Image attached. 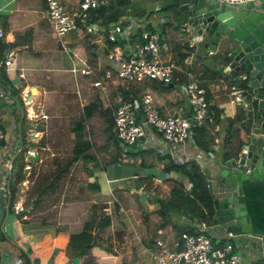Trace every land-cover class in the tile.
<instances>
[{
  "label": "trees",
  "instance_id": "1",
  "mask_svg": "<svg viewBox=\"0 0 264 264\" xmlns=\"http://www.w3.org/2000/svg\"><path fill=\"white\" fill-rule=\"evenodd\" d=\"M129 3L130 0H111L106 5L94 10L90 15V21L97 23L99 29L102 30L104 34L108 35L114 33V25L125 23L123 19L125 17L124 14L126 8L130 6ZM160 10H163L162 7ZM141 33L142 30H138L135 35H131L128 41L132 43L138 39V41L143 42L144 40L141 37ZM180 40L182 42L178 41L175 43V55L173 56L176 63L180 66V71L175 73L171 82L163 84L156 79L145 81L140 83L141 85L134 89L130 88V91L127 89L124 90L123 93H120V95L115 97L114 102H117L118 104L120 100L129 97L135 99L137 96L139 97V94L142 93L143 89H149L159 90L160 92L158 93L161 95L164 93V97H167L168 95L176 96L177 100L187 103V100L180 89V84L185 82L187 78L185 72L186 69L191 70L195 77H197L201 86L205 89L206 99L210 102L212 93L208 86L209 80L212 81L221 76L222 72L219 70L221 67L217 65V67H219L217 68L215 62L214 66L216 68L211 66L212 64L210 65L208 62V57L203 58L206 62H203L202 68L197 69L196 65H193V63L191 67H186L184 60L193 52V49L188 44L187 38L183 37ZM108 44L109 48H112L117 42L108 41ZM12 47H14L13 42L5 41L0 37V110L4 119H6L10 113L13 118L17 119L21 133L23 131L25 132V136L23 137L25 138L29 126L26 124L27 118L25 117V104L20 96L21 88L16 87L13 84L5 64L1 62L5 59L8 49ZM212 61L215 60L212 59ZM100 76L102 81L107 82L102 73ZM206 77L209 79L206 80ZM234 83L236 82L231 81V84L229 85L232 86ZM238 85L244 91L247 88L246 82H241ZM17 98H20V101H18ZM99 98L100 97H96V99L86 104L81 116L74 122L71 129L75 134L72 138L73 145L71 148V154L67 157L65 164L57 167L49 173L45 186H40L37 189L38 197L48 191H53L54 186L58 184L57 180L62 178L64 174L69 171V167L72 163L82 160L87 164V166H85L87 175L88 164L94 163L98 160V156L95 154V142L86 134L85 122L92 116L95 110H100L101 104H106L102 101L103 99ZM164 99L166 100V98ZM117 104H115V106ZM252 104L254 109H257V103L254 101ZM155 105L157 109H161L157 100ZM16 109H20V111L17 113ZM105 111H109L108 113L110 114L107 118L109 123L108 137L112 139L114 146V150H112L110 154L111 159L107 160L106 164L116 163L123 154L132 156L133 158L140 157L141 160L139 165L141 167H158L160 170L159 173H156L152 169L153 171L151 170V172L142 177V180L145 181L146 184L148 183V187H152L151 185L155 179L158 178L157 176H161L163 172H176L175 176L166 177L164 179V182H167L170 186L167 196H160L155 192L152 193L151 191H146L150 202L156 205V209L151 213H155L158 216V220L153 219L150 216V213L142 214L141 218L138 220L130 209L120 211L117 203H115L114 206V212H117L118 214L117 222L119 227L121 230H125L129 234L134 247V252L130 260L126 262L122 260L121 264H157L156 260L152 257V250L158 229L171 226L175 236H179L183 231L193 232V223L195 222L205 220L208 225H213L214 223L219 222L215 216L213 196L208 187L209 173L206 174V172L202 170L200 162L196 159L177 162L169 153H160L153 147H141L121 143L116 137L114 131L113 109L107 106L105 107ZM222 119L220 109L215 105H210L206 117V124L201 126H191L193 134L190 142H193L200 151L205 153V155L215 151L214 145H217V149L221 152L223 160L231 157H238L242 146L245 144L242 139L243 131L248 132L250 130L252 122L250 113L248 114L242 107H238L233 117L225 119L223 130L221 131L220 126L222 125ZM24 126L26 127V130ZM221 132L223 133L222 136ZM43 140L44 138H42L38 144L41 145L44 143ZM216 140H218L219 143ZM25 150L26 148L24 151ZM16 164L18 166V172L10 186V198L7 199L8 205L7 208L3 209L2 215H0V257L2 260L0 263L4 264V256L7 253H9V255H7L14 264L19 260V264H72V259L75 257L82 259L81 264H97L96 262L99 260L103 263L110 264V259L121 258L120 253L98 242L90 229V227L97 226L99 230H103L106 226L111 225L112 215L110 214L103 215L97 220L93 219L85 222L83 229L75 233L69 232L66 224L60 223L56 226L55 237L52 238L49 234H46L42 242L36 243L28 240L21 229L19 230L16 240L10 239L5 233L3 221L6 215L13 212L12 204L17 198V185L19 181L24 179L23 155L19 158ZM177 175L186 177L188 182L191 183V187H185L184 183L176 178ZM247 181L248 183L254 181L264 182V180L261 179ZM86 187L90 190L98 191L99 183L96 179L89 180ZM156 191L160 194V189L158 187ZM240 200L244 201L243 196ZM37 201L35 203H37ZM172 213H177L182 221L177 222L173 220ZM21 214L22 211L20 212V215ZM229 229L235 231L239 230L237 227H229ZM252 235L264 239V235L257 231H252ZM222 240L224 239H220V241ZM52 242L55 247L59 248L60 252H63V254L68 257L67 261L64 260V257L62 256L57 258L55 254L49 261L47 260L50 250L42 248L44 244H50ZM218 244H221V242ZM61 254L62 253L58 255ZM97 256L103 258H98Z\"/></svg>",
  "mask_w": 264,
  "mask_h": 264
},
{
  "label": "crops",
  "instance_id": "2",
  "mask_svg": "<svg viewBox=\"0 0 264 264\" xmlns=\"http://www.w3.org/2000/svg\"><path fill=\"white\" fill-rule=\"evenodd\" d=\"M157 1L158 0L144 1L149 6L154 7L153 10L145 9L146 11H144L142 9L144 7L140 8V7L128 6L125 10L124 16L126 17L136 16L141 19L146 18L148 16H152V19L157 22L156 24L157 28L162 35L163 45L161 49V58L164 60L170 58L174 59L173 56L175 55V46H176L175 43L178 41L182 42L180 40L181 36H179L178 32L176 31L177 26H175L173 22L167 20V18L164 17L165 14H163L164 13L163 10H160L161 3L158 5ZM40 4L42 11L39 10ZM0 19L3 22V27L5 32V36L3 37V40L14 43V47L8 49V51L12 50L16 56V58L13 57L15 60L14 68L10 69L6 67L7 70L9 71L10 79L12 80V82L16 87L21 88V93H26L28 90L30 91V87L32 86L36 87L34 93L36 92L38 96L37 97L33 95H28V96L31 97V100L33 101L31 105L33 108H35L36 111L35 114L36 117L33 121H37V123L33 127L28 125L29 126L28 137H33L35 133H38V141L44 138V143H42L41 145L38 144L39 150L36 148V146L33 147L26 146V149H32V148L37 149L38 151L37 158H39L40 161H42V157H39V153L41 152V150H45L47 148V142H45L46 141L45 136L47 131L49 130V127H51L50 126L51 119L56 116L52 114L51 111L47 112L45 108L46 104L48 105V103L50 102V99L47 98L52 97L51 95H48V93L46 92L47 89L46 83H48L49 81H53L54 84H49L48 87L52 89L51 91L57 92L56 87L58 83L61 82L64 78H66L64 81H66V83H68V80L73 82L74 84L71 85V88H75L79 96H81V93L83 95V91L81 88L82 84L79 83L80 79L81 78L84 80L89 79L90 86H93L92 77L96 73L99 75H101L102 73V75L104 76L105 71L112 70L115 64L113 63L112 60L109 59L108 55L114 47L109 48L108 41L103 37L104 33H99L97 36L91 35L89 39L81 40L80 37L82 36V33L84 34V32L83 30H79L77 32L78 38H76L75 41L66 43L72 54V58L71 56L69 57L66 51L61 49L59 44L60 41L54 34L51 23L49 19L46 17L45 0H0ZM192 37L193 36L191 34L184 37L188 39L189 45L191 44L189 42L194 40V38ZM129 44L130 43L119 42L115 46H121V49L123 51H126L127 50L126 48ZM190 47L193 49V52L186 58V60L191 59L193 61V65L195 64L197 69L202 68L203 62L205 61L203 58L206 52H198V50H196L195 46L192 44L190 45ZM84 53L89 55L90 58H86ZM208 56H209L208 62L210 63V65L212 64L211 66L217 67L216 56L214 54H209ZM85 59L89 60V62L94 65L95 72L92 75H86V76L80 75L79 72L73 74L72 71L70 70V67L74 66V64L79 65L80 61ZM212 59H214L215 61H212ZM72 60L74 63L72 62ZM214 62L216 65L214 64ZM67 64L69 65V68ZM219 70H221L222 72L221 76L212 81L209 80L208 86L212 93V97L210 101L211 105L217 106L221 111V118H223L222 125L220 126L221 131L223 130V124L225 123V119L228 117L229 118L233 117L238 107H242L248 114L250 113L251 121H253L254 112L252 111V109L254 107L247 95V92L244 91L238 85L239 83L236 82L234 75H228L227 73L222 71L223 70L222 68H220ZM68 71L70 72L69 76L67 74ZM13 73L18 74L17 78H19V80L14 81V78L16 77H14ZM105 79L107 80V82L105 83L107 84L108 88L105 92L104 91L100 92L102 96H107L109 94L110 84H112L111 95L112 97H114V99L117 95L123 93L124 90L127 89L128 91H130V88H132L129 87L128 84L126 85L121 80L115 78V76L110 80L107 78ZM207 79L209 78L206 77V80ZM116 81L122 82V85H117L116 87H114L113 84ZM231 81H235L236 83L230 86L229 84H231ZM134 85L138 87L141 84H134ZM84 86L87 93L90 94L89 90L92 87H90L89 85L86 86L85 84ZM144 90L151 91L155 102L157 100L161 108L157 110L162 114L179 113V112L189 114L191 111L188 101H186L187 103H184V101L177 100L176 96L168 95L167 97H164V93H162V95L158 93L160 92L159 90L143 89V91ZM131 93L134 94L133 92ZM164 98H166V100ZM83 99L85 100V105L90 102V101L86 102L87 97L86 99L85 98ZM103 101L106 104L109 102L108 100L105 99H103ZM49 118L51 119L49 120ZM72 133H73L72 136L73 138L75 134L74 132ZM222 135L223 133L221 132V136ZM242 139L244 140V142L249 139L247 131H243ZM216 141L218 142V140ZM214 148L215 151L205 155V153L200 151L194 145L193 142L189 141L185 145L186 156H189V159L198 160L200 162V166L202 170H204V172L208 171L209 174L212 173V168L217 166L214 164L215 163L214 157L216 155H219L218 159L223 160L221 156V152H219L217 149L218 146L214 145ZM70 154L71 153H69V155ZM125 155L126 154H123V156L120 157L119 161H117L116 163L107 162L108 164H106L107 160L105 159L103 154L102 157L98 156V160L96 162L88 164V173L86 175L87 180L89 181L96 179L99 183V190L95 191V190H90L87 187L85 188L87 191H90L91 193L93 192V196H96V198H93L91 201H88L87 198H83L82 200H78L76 202L69 204L68 208L70 212L68 216H66L65 218L63 217L59 218L58 221L53 223H50L49 221L43 219H38L33 217L31 218V216L24 220L23 219L17 220L18 215L9 213L5 217H7L8 220L9 216H12V219L10 220L9 225L7 224L4 226L5 233L8 235L10 239L16 240L19 230L21 229L22 232H24V234L26 235V238L28 240L38 243L43 241L44 236L46 234H49L52 238H54L56 234V226L60 223L66 224L68 231L71 233L79 232L81 228L78 231H73V229H79L78 227H82V224H79V222L76 221L77 216L80 214V213L76 214L79 206H83L85 207L87 212L89 211L90 219H86V221H84L85 223L89 220L90 221L93 219L97 220L103 215L104 216L107 215V213H109L108 210H110L112 214V204H115V202L119 205L120 211L130 209L131 211H133L136 217H137L136 215L137 213H141V214L150 213V216L153 219L158 220V216L155 213H151L156 209V205L152 204L147 196L146 197L148 201L145 208H143L144 211L135 208V206L133 205H125L127 209H124L123 206L121 205L120 201L122 200L127 201L125 198L127 194L130 193V195H132L135 193H139L141 192V189L146 187L145 186L146 182L142 180V177L144 175L151 172L152 169L156 173L160 172L158 167L141 168L140 165H139L140 169L134 172V170L127 165L132 163L139 164L141 158L135 157L137 160L135 162L133 161V159L131 161H126ZM78 161H82V160H78ZM58 166H62L60 162L57 163L56 167ZM135 168L137 169L138 167ZM157 177L158 178L155 180L161 183L159 187L157 186L160 189V194L158 193V191H156V188L155 189L153 188L152 192H155L160 196L162 195L167 196L170 186L167 182H164V179L166 177H163L162 175L161 176L158 175ZM180 179L181 181L184 182L188 181V179L184 176H181ZM163 188H165L166 190L165 193H163ZM117 191L120 192L119 193L120 195L117 193ZM143 193H145V191H143ZM145 195L146 194H144V196ZM41 196L38 197V193H37V197L31 198V202L33 201L34 206L37 203H39L38 201H40ZM36 201L37 203H35ZM103 203L105 205H102ZM65 212L66 211H64L63 213ZM140 218H138V220ZM180 221H182V219H180ZM113 222H114V218L112 217L111 225L113 224ZM227 229L228 228L225 225L220 224V222H217L214 223L213 225H210V228L208 230L215 238L221 239V235ZM159 231L166 233V235L168 236L171 235V233H173L171 226H168V228L164 227L158 229L155 235L156 237L161 236ZM101 232L102 230L100 231V233ZM234 232H236L238 236H243L241 235L240 228L238 231H234ZM97 233H98V227H97ZM115 236L116 237L112 238L113 246L111 248H114V250L117 251L118 253L121 252V254L123 255L122 251L128 252L129 250L128 246H130L131 244V240H129L130 239L129 234L125 230L120 229L117 231V233L115 232ZM246 237L249 238L248 241L249 254H252L253 252H260L262 250L261 237L259 236L255 237L249 235H247ZM255 247H257V249H253ZM42 249L50 250V254H48V258H47L48 261L52 258L54 254L55 256H57V258L62 256L64 257V260L67 261L68 259V257H66V255L63 254V252H60L58 247H55L53 242L50 244H44ZM133 251L132 252L129 251V255H125V257H122L121 255V258L119 259L112 258L110 259L109 263L121 264L122 260L126 262L130 260ZM60 253L62 254L58 255ZM7 254L9 255V253ZM97 257L103 258L101 256H97ZM96 263L106 264L103 263L101 260H99ZM4 264H12L9 256H6V258L4 259Z\"/></svg>",
  "mask_w": 264,
  "mask_h": 264
},
{
  "label": "built area",
  "instance_id": "3",
  "mask_svg": "<svg viewBox=\"0 0 264 264\" xmlns=\"http://www.w3.org/2000/svg\"><path fill=\"white\" fill-rule=\"evenodd\" d=\"M109 1L111 0H45L46 17L60 41L63 35L72 30L95 33V25L90 21V15ZM123 21L125 23L114 25L115 32L111 33L108 39L130 43L128 40L131 35L142 30L141 37L144 41L140 42L137 39L127 46L126 51H123L121 46H114L108 57L115 66L112 70L105 71V78L110 80L115 76L128 85L140 84L153 79L159 80L163 84L171 82L175 73L180 70V66L175 59L164 60L161 58L163 44L162 35L156 25L157 22L152 19V16L140 18V20L136 16H125ZM4 36L3 22L0 19V37ZM61 43L65 50H69L65 42L61 41ZM189 43L193 45L194 42L190 41ZM14 56L15 53L10 50L1 62L7 68L13 69ZM184 62L187 67H191V59H185ZM71 71L79 72L81 75H92L95 68L90 62L83 61L81 68L74 66ZM185 72L187 78L180 84V89L188 101L190 113L161 114L156 108L151 91L148 90H144L140 94L139 100L131 97L122 99L113 111L114 131L121 143L153 147L160 153H169L177 162L189 159L185 152L174 153L169 145L178 143L184 147L193 134L191 126L206 124L211 103L206 99L205 89L194 73L189 69H186ZM95 84L99 85L104 92L108 88L107 84L101 80L92 81V85ZM20 96L26 104H32L33 101L27 92L21 93ZM26 110V118L34 120L36 117L35 108L31 105L27 106ZM18 133L19 123L16 122L12 126L7 124L0 110V215H2L3 209L7 208L10 186L18 172L16 162L23 155V170L26 171L24 175L27 176L33 164L31 161L35 162L32 157H38L37 149L32 148L24 151V147H21L17 140L19 139L17 138ZM36 137H38V133H35L33 137L24 138L27 142L26 146ZM180 177L177 175L176 178L181 180ZM22 181L26 182L25 179ZM185 186L190 188L191 183L185 182ZM28 207H24L23 201L16 198L12 204V214L18 215V220L26 219L27 213L30 212ZM23 209L25 213L20 218V212ZM108 211L110 212V210ZM193 225V232L183 231L179 236H175L174 232L168 236L159 231L161 236L155 237L152 250V257L157 264L240 263V254L235 241V237L238 236L236 232L226 230L221 235V239L224 240L220 241L209 232L210 225L205 220L195 222ZM220 242L221 244H218ZM19 263L20 260L15 262V264ZM12 264H14L13 261Z\"/></svg>",
  "mask_w": 264,
  "mask_h": 264
},
{
  "label": "water",
  "instance_id": "4",
  "mask_svg": "<svg viewBox=\"0 0 264 264\" xmlns=\"http://www.w3.org/2000/svg\"><path fill=\"white\" fill-rule=\"evenodd\" d=\"M160 2L178 35L191 34L196 50L206 52L204 57L214 54L223 72L234 75L238 83L246 82L249 99L257 103L242 153L221 160L209 174L208 187L220 224L238 227L245 234L257 231L264 235V182L247 181L264 180V0ZM35 90L30 87V93ZM261 241L262 250L250 264H264ZM79 263V257L72 259V264Z\"/></svg>",
  "mask_w": 264,
  "mask_h": 264
},
{
  "label": "rangeland",
  "instance_id": "5",
  "mask_svg": "<svg viewBox=\"0 0 264 264\" xmlns=\"http://www.w3.org/2000/svg\"><path fill=\"white\" fill-rule=\"evenodd\" d=\"M144 1L145 0H130L129 5L133 7H140V8L144 7L142 8L144 11L154 9V7L149 6ZM160 3H161L160 0H158L157 4L159 5ZM39 10L42 11L41 4H40ZM164 17L167 18L166 15H164ZM78 31L79 30L69 31L68 33L63 35L61 38L65 42L75 41L76 38H78L77 37ZM90 37L91 35L82 33V36L80 37V39L86 40V39H89ZM84 54L86 58H90L89 55H87L86 53ZM14 58H16V56H14ZM67 66L69 68L68 64ZM69 73L70 72L68 71L67 72L68 76H69ZM15 77L16 78H14V81L19 80L17 76ZM100 77L101 76L96 73L92 77L93 82L100 80L101 79ZM65 79L66 78H64L62 81H64ZM62 81L59 82L56 87L57 92L51 91L52 89L48 87L49 84H54L53 81H49L48 83H46L47 84L46 92L48 93V95H51L52 97L47 98V99H50V102L48 103V105L46 104L45 108L47 112L51 111L52 114L56 115L52 119L49 118V120L51 119L50 121L51 127H49V130L47 131L46 136H45V139H46L45 142H47V148L45 150H41V152L39 153V157H42V161H40L39 158L32 159L35 162L31 161V163L33 164H32V167L30 168V172L27 173V176L24 175V179L26 180V182L23 183V181L21 180L19 181L17 185L18 200L23 201L24 207L26 205L29 206L28 209L30 212L27 213V216L28 217L31 216V218L33 217V218L43 219V220L49 221L50 223L58 221L59 218H62V217L65 218L66 216H68L70 212L68 208L69 204L76 202L78 200H82L83 198H87L88 201H91L93 198H96V196H93V192L91 193L90 191H87L85 188L86 184L88 183V180L86 177V167H85L87 166V164H85L83 161H78V162L73 163L69 167V171L66 174H64L62 178L57 180L58 184L54 186L53 191H48L47 193L43 194L39 203H37L35 206L33 204V201L31 202V198L37 197V189L40 186H45V183H47V176L49 175L51 171L57 168L56 167L57 163L60 162L61 165L65 164L66 157L69 155V153H71L72 136H73L71 129H72V126L74 125V122L81 116V113L83 111V106L85 105V100L83 98L86 99L87 97L86 102L92 101L96 99V97H100L99 99H102L103 97V99L109 101L107 105L104 103L101 104L100 110H95L93 112V115L86 120L85 131H86V134L90 136L91 139L95 142V154L97 156L102 157V155L104 154L105 159L109 160L111 159V155H110L111 151L114 150L112 139L108 137L109 123H108L107 118L110 114L108 113L109 111L108 112L105 111V107L108 106L113 109L115 104H117V102H114L115 101L114 97L110 95L112 84H110L109 86L110 87L109 94L107 96H102L100 93L101 90L99 88L100 87L99 85L95 84L93 86H90L89 79L84 80L81 78L79 81V83L82 84L81 88L83 91V95L81 93V96H82L81 97L76 92L75 88H71V85L74 84L73 82H71L70 80H68V83H66V81L64 82ZM84 84L86 86L89 85L90 87L93 88L89 90L90 94L87 93ZM113 85L114 87H116L117 85H122V82L116 81ZM128 86L132 88L137 87L136 85H128ZM31 95L35 97L38 96L36 92L32 93ZM139 97H140V94H139ZM139 97L137 96L135 99L139 100ZM36 99H39V98H36ZM17 100L20 101V98H17ZM27 106H31V104L28 105L25 103V113L27 112L26 110ZM16 110H17V113L20 111V109H16ZM16 122H17V119L13 118L10 113L8 117L6 118V123L12 126V124L14 125ZM36 123L37 121H33L30 119H28L26 122V124L31 127L35 126ZM24 128L26 130L25 126ZM24 136H25V132L23 131L21 133L19 129V133L17 137L19 139L17 140L19 141L21 147H24L25 149L27 142L24 140L23 138ZM26 136H29L28 130L26 132ZM37 142H38V137H36L33 142H28L27 146L29 147L36 146V148L39 150V146ZM169 147L176 154L179 152L181 153L185 152L186 154L185 146L183 147L181 144L176 143V144L169 145ZM218 157L219 155H216L214 157L215 165H218L221 162V160H219ZM125 158H126L125 159L126 161H131L132 159L134 162L137 161L136 158H133L132 156H129V155H125ZM127 166H130L134 170V172L140 169V166L138 163H132ZM135 167H138V168L136 169ZM25 172L26 171H24V173ZM206 174H208V171L206 172ZM175 175H176V172L174 171H171L169 173H165V172L162 173L163 177H173ZM160 185L161 183L157 182L156 180L152 183L151 185L152 187H148V183L147 184L145 183L146 187H144L141 192L135 193L132 195H130V193L127 194V196H125L127 201H123V200H122L123 202L120 201L121 205L123 206L124 209H127L125 205H133L135 206V208L139 210L140 209L143 210V208H145L147 201H148L147 200L148 196L146 194V191H152L153 188L157 189V186L159 187ZM143 191H145V193H143ZM165 191H166L165 188H163V193H165ZM117 193L119 194L120 192L117 191ZM144 194L146 195L144 196ZM102 205H105V204L103 203ZM114 206L115 204H112V210H113L112 217L114 218V222L112 225L106 226L102 230L101 233H100L101 230L99 229L97 233V226L90 227L92 233L95 235L96 240L97 241L100 240L98 242L110 248L113 246L112 238L116 237L115 232L117 233V231L120 230L119 224L117 222L118 214L117 212H114ZM64 211L66 212L63 213ZM23 213H25L24 209L22 210V214L20 215V218L22 217ZM76 214H79L77 216L76 221H78L79 224H82V227H78L79 229H73V231H78L80 230V228L82 230L84 226V221H86V219H90L89 211L87 212V210L83 206H79ZM136 215L138 218H140L142 214L137 213ZM172 218L173 220L177 222H180V219H181L177 213H172ZM11 219H12V216H9L8 220H7V217H5L3 221L4 226L7 224L9 225ZM165 228H168V226H166ZM129 240H131V238ZM235 241L238 244L237 250L240 254L239 264H250L251 261L256 257L257 252L249 254V251H248L249 238L246 237L245 235L236 236ZM128 249H129L128 252L122 251L123 255L121 254V252H119L122 255V257H125V255H129V251L132 252L134 250L132 240H131L130 246H128ZM253 249H257V247ZM6 256H4V259L6 258ZM80 261L82 262V259H80Z\"/></svg>",
  "mask_w": 264,
  "mask_h": 264
},
{
  "label": "clouds",
  "instance_id": "6",
  "mask_svg": "<svg viewBox=\"0 0 264 264\" xmlns=\"http://www.w3.org/2000/svg\"><path fill=\"white\" fill-rule=\"evenodd\" d=\"M92 24L95 25L96 32H95V33H92V32H91V33H86V32L83 31L84 34H89V35L97 36L99 33H104L102 30L99 29V26H98L97 23L92 22ZM109 35H110V34H108V35L104 34L103 37H104L107 41H112V40L108 39V36H109ZM59 41H60V40H59ZM61 41L65 42L64 40H62V38H61ZM61 41H60V43H59L61 49H63L64 51H66V53L68 54V56H69V57L71 56V58H72L71 51H70L68 45L66 44V43H69V42H65V45H66V46L68 47V49H69V50H65V49L63 48V45H62ZM114 42H117V43H119V42H120V43H124L122 40H118V41H114ZM193 45H194V43H193ZM7 53H8V52H7ZM7 53H6V55H7ZM75 55H76V54H75ZM83 61L89 62V60H86V59H85V60H81L79 65H78V64H74V66L77 67V68H81V67H82V62H83ZM72 62H73V60H72ZM73 63H74V62H73ZM192 63H193V61H192ZM91 64H92V63H91ZM92 65H93V64H92ZM191 65H192V64H191ZM5 66H6V65H5ZM74 66H71V67H70V70H71L72 67H74ZM93 66H94V65H93ZM186 67H187V65H186ZM7 71H8V70H7ZM178 71H180V70H178ZM8 73H9V71H8ZM72 73L74 74L73 71H72ZM76 73H77V72H76ZM13 75H14V77H15V76H17L18 74L13 73ZM80 75H81V74H80ZM85 76H86V75H85ZM104 77H105V74H104ZM12 78H13V77H12ZM100 80H101V79H100ZM92 81H93V80H92ZM101 81H102V80H101ZM102 82H104V81H102ZM13 84H14V83H13ZM99 88H100V87H99ZM5 92H6V91H5ZM27 93H28V95H31V93H30L29 90L27 91ZM20 94H21V93H20ZM30 98H31V97H30ZM22 100H23V99H22ZM23 102H24V101H23ZM118 103H119V102H118ZM24 104H25V103H24ZM114 108H115V107H114ZM112 115H113V114H112ZM25 117H26V113H25ZM243 146H244V147L246 146V142H245V145H243ZM243 146H242V147H243ZM241 149H242V148H241ZM241 153H242V151H240V153L238 154V156H239ZM182 182H183L184 185H185V182H184V181H182ZM187 182H188V181H187ZM185 187H186V186H185ZM141 191H142V189H141ZM152 191H153V190H152ZM152 191H151V192H152ZM119 209H120V207H119ZM112 212H113V210H112ZM107 214L112 215V214H111V211H110L109 213H107ZM227 228H228V227H227ZM227 230H231V229L228 228ZM232 231H235V230H232ZM241 235H246V236L249 235V236H253L252 233H251V234H245V233H242V232H241Z\"/></svg>",
  "mask_w": 264,
  "mask_h": 264
}]
</instances>
